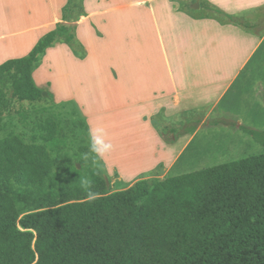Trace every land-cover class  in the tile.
<instances>
[{
    "label": "trees",
    "instance_id": "1",
    "mask_svg": "<svg viewBox=\"0 0 264 264\" xmlns=\"http://www.w3.org/2000/svg\"><path fill=\"white\" fill-rule=\"evenodd\" d=\"M65 33L61 26L26 57L0 65L11 100L41 96L36 62ZM5 97L0 90V123ZM38 129L41 144L0 139V264H264V151L114 193L94 171L84 189L67 185L56 196L47 188L65 142L51 118ZM242 129L264 148V131ZM22 204L34 210L23 213Z\"/></svg>",
    "mask_w": 264,
    "mask_h": 264
},
{
    "label": "crops",
    "instance_id": "2",
    "mask_svg": "<svg viewBox=\"0 0 264 264\" xmlns=\"http://www.w3.org/2000/svg\"><path fill=\"white\" fill-rule=\"evenodd\" d=\"M192 1L127 2L126 8L133 5L139 10L130 15L127 12L121 23L120 43L118 39L113 41V46L126 49L121 57L118 50L98 47L94 38L89 40L91 44L86 43L83 59L57 54L58 85L77 86L85 82L83 71L90 70L107 50L106 68L112 73L107 75V86L112 89L106 94L108 106L118 103L122 108H138L147 129L157 132L162 140L163 158L159 161L170 169L176 167L199 133L214 129L245 132L243 127L258 130L254 123L264 120V66L251 65L264 45V33L256 31L251 22H245L247 27L233 21L238 17L248 19L264 0H209L216 13L230 21L194 17L188 7ZM18 4L16 0H0V64L19 59L35 43L31 27L18 29L12 36L3 30L9 20L6 9ZM84 19L89 21V17ZM80 26L82 30L87 28ZM18 43L26 44L23 52L2 56L8 51L6 46ZM50 49L53 47L46 52ZM79 88L83 93L72 97L81 102L86 99L91 110L84 95L87 86Z\"/></svg>",
    "mask_w": 264,
    "mask_h": 264
},
{
    "label": "rangeland",
    "instance_id": "3",
    "mask_svg": "<svg viewBox=\"0 0 264 264\" xmlns=\"http://www.w3.org/2000/svg\"><path fill=\"white\" fill-rule=\"evenodd\" d=\"M16 1L18 5H12L6 9L9 20L3 24V30L7 32V36H12V33L18 29L23 31L25 27H31L33 32L30 33L35 42L30 44L31 48L28 52L17 58L25 57L49 32L61 26L66 28L64 37L59 38L51 46L53 49L40 56L36 62L33 73L34 83L42 92L38 99L13 101L10 98L12 83H8L5 87L0 86L7 101V107L4 108L1 117L0 139L17 134L27 144H41L39 124L51 118L59 125L65 145L53 155L56 158L57 154H61L62 158L52 173L53 181L47 188L50 193L60 196L67 185L77 190L84 189L91 181L94 171H99L105 177L109 193H114L129 189L141 180L185 175L263 153V146L247 132H215L217 129H214V132L199 133L196 141L175 168H165L164 163L159 161L161 157L163 158L162 140L157 132L147 129L148 124L141 120L138 108H122L118 103L108 106L106 94L108 95L112 89L109 90L110 86H107L109 83L107 75L112 73L106 68L105 52L107 50L90 70L83 71L84 74L81 76L85 79L84 83L80 82L76 84L77 86L61 83L58 85V53L64 57L75 55L83 59L86 55V43L91 44L89 40L94 38L98 47L107 48L108 51L118 50V56L121 57L126 49L120 50L117 46H113L115 44L113 41L118 39L117 44L120 43L121 23L123 24V19L126 20L127 12L130 15L139 10L133 5L126 8V3L132 1L134 4L137 0ZM193 2L194 7L199 3V8H195L194 11L191 10ZM192 3L188 4V7L194 17L211 16L230 21L224 15L217 14L209 0H193ZM15 9L18 10V16L15 14ZM249 16L248 19L238 17L233 21L242 25H245L246 21L251 22L255 24L253 28L256 31L264 33V5L258 7ZM88 17L89 21H85L84 18ZM62 19H65L66 24L62 23L64 22ZM80 25L87 28L82 30ZM66 36H72V40L67 42ZM25 45V43H18L15 46H6V49L1 47L8 50L2 56L18 55L24 51ZM263 46L259 48L251 65L263 64L264 66ZM83 85L87 86L84 95H86L87 103L89 101L91 110L85 104L86 99L81 102L72 97V94H77L79 97L83 93L79 88ZM77 88L79 91H76ZM260 117L258 115V118ZM254 124V128L264 130V120ZM97 126L106 129L107 139L114 145V150L93 162L92 154L89 153V129ZM86 154L87 159H85ZM85 182H87L86 186ZM20 192L28 193L26 190ZM32 194L35 197L39 196L37 191ZM21 209L23 213H26L33 211L34 206L22 204Z\"/></svg>",
    "mask_w": 264,
    "mask_h": 264
},
{
    "label": "clouds",
    "instance_id": "4",
    "mask_svg": "<svg viewBox=\"0 0 264 264\" xmlns=\"http://www.w3.org/2000/svg\"><path fill=\"white\" fill-rule=\"evenodd\" d=\"M26 103V102H25ZM107 131L102 126H97L89 129V153L92 154L93 162L97 159H102L105 155L114 150V145L107 139ZM88 155H85V159ZM87 182H85V186ZM89 199H94L95 194L89 192Z\"/></svg>",
    "mask_w": 264,
    "mask_h": 264
},
{
    "label": "water",
    "instance_id": "5",
    "mask_svg": "<svg viewBox=\"0 0 264 264\" xmlns=\"http://www.w3.org/2000/svg\"><path fill=\"white\" fill-rule=\"evenodd\" d=\"M195 8H199V4H196Z\"/></svg>",
    "mask_w": 264,
    "mask_h": 264
}]
</instances>
